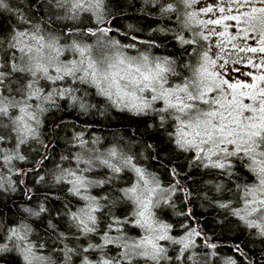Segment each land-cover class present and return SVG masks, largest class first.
Here are the masks:
<instances>
[{
    "label": "snow or ice",
    "instance_id": "obj_1",
    "mask_svg": "<svg viewBox=\"0 0 264 264\" xmlns=\"http://www.w3.org/2000/svg\"><path fill=\"white\" fill-rule=\"evenodd\" d=\"M65 106L127 112L157 142L126 151L123 137L93 130L102 120L58 121L46 136L47 116ZM8 203L19 210L0 212V262L264 264L245 239L264 243V0H0ZM204 204L236 235L219 240Z\"/></svg>",
    "mask_w": 264,
    "mask_h": 264
},
{
    "label": "trees",
    "instance_id": "obj_2",
    "mask_svg": "<svg viewBox=\"0 0 264 264\" xmlns=\"http://www.w3.org/2000/svg\"><path fill=\"white\" fill-rule=\"evenodd\" d=\"M137 6H139V0H136ZM135 9H131L128 11L129 16H134ZM129 21L126 20H120L118 23L120 24H127ZM131 22L135 23V20L133 19ZM10 23L7 19L4 20L5 26H7ZM142 24H144L145 29H147L149 22L141 21ZM168 51H174L171 47H169ZM93 102L100 101L101 98L95 97L93 92ZM94 120H102V125H93V130L97 132V134H101L104 139L107 142H113V141H119L121 137H123V143L126 145L125 150L131 151L135 154H141L147 155V153L144 150L143 144H141L142 140H148L149 142L156 143V140H153L152 137L156 136L155 133L150 132L148 129L145 128L144 124L141 123L140 119L127 113V112H119L117 110H111L108 114V118L104 119L99 116H81L78 112L73 111L72 109L65 106L59 111H55L52 114H49L47 116V124L42 129V132L47 136L50 135L52 126L58 122L63 121V123L71 125L73 123L77 124L78 128L84 127V122H92ZM72 129L69 127L64 131H60V139L58 141V144L55 146L56 151L60 152L63 151L64 148V139L66 132L70 134ZM159 140L163 141L161 146H164V144L167 143L166 137L163 136V134H160ZM164 159H169L170 156L167 152H164L161 154ZM140 159L142 160V163L147 166L149 164L155 165L153 170H158L159 173L163 174V166L159 165L155 161H150L143 159V156H140ZM174 163H183V158L179 161H174ZM163 178V175H162ZM202 178L200 175L196 174L195 171H193V175L191 178V181H195L196 185H199L202 181ZM17 203H19V198L17 197ZM197 205L200 204V201H196ZM17 206H13L11 203H8L7 207H3V205H0V212H2L6 219L11 220L14 218V213L18 211ZM198 212H202L204 214L203 219L207 220L209 223V227L214 230V233L216 237L219 240H226L229 237H232L236 235V227L237 225L233 223L231 227L233 228L232 232H227L222 230L219 227L215 226V222L218 219L217 212H219V209H214L212 207H209L207 204H204L201 207L197 208ZM39 230V228H38ZM245 239L249 240L248 248L255 254V258L257 261H259L261 258H264V243H262L258 238L255 237H245ZM229 252V249L222 248L221 249V255H224ZM0 264H16V261L14 259H7L6 262H0Z\"/></svg>",
    "mask_w": 264,
    "mask_h": 264
}]
</instances>
